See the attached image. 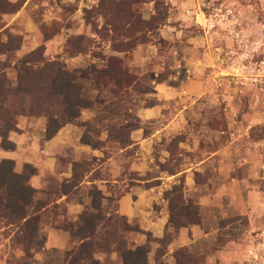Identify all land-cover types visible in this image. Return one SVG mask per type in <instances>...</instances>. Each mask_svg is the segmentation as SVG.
<instances>
[{
    "label": "crops",
    "instance_id": "crops-1",
    "mask_svg": "<svg viewBox=\"0 0 264 264\" xmlns=\"http://www.w3.org/2000/svg\"><path fill=\"white\" fill-rule=\"evenodd\" d=\"M37 1L40 3L45 0ZM179 1L172 0L174 4ZM192 4L193 0H183L182 7L185 11L176 15L169 13L165 23L151 36L150 42L137 44L130 54L131 73L141 77L149 71L144 85L149 86L150 91L137 98L138 105L134 108V116L139 126L129 132L128 144L105 141L106 144L102 148L92 149L79 141L82 129L73 124L64 125L50 139L42 140L44 120L41 117H20L16 119L15 130L7 134L12 148L4 150L0 147V160L12 161L13 171L16 173L21 172L24 164L31 165L35 172L29 177L28 184L36 191L35 199L41 200L49 193L51 183L59 187L62 182L69 181L74 163H84L89 159L98 161V166L107 167L109 180H86L92 171L90 170L68 194L60 192L54 201L52 194L49 204L39 212L40 215L46 209L60 205L67 221L76 223L86 203L78 192L74 191L81 190L83 185H96L103 197V205H107L106 197L109 192L105 184L110 182L115 189L120 190L113 208L114 213L124 217L129 224L135 223L141 231L155 238L162 236L167 221L166 203L160 196L163 190L161 188L166 190L181 177L183 195L186 196L188 192L195 197V203L200 209V221L198 224L180 228L166 246V252L160 260L163 264H186L182 255L175 254L184 251L188 257L197 259V264H238L245 258V248L249 247L245 241H254L253 239L260 237L264 240V189L259 188L258 184V181L263 179L260 174V168L263 167L259 165L262 158L261 149H251V146H260V142L245 146V138L242 135L244 124L240 122L236 130L229 131L227 139L217 147L209 151L203 150L200 157H195L188 163H181L182 167L179 166L173 174L163 173L159 186L153 183L156 178L148 176V165L153 162L152 153L155 147H161V163L170 158L165 146L171 137L183 136L185 142H178V147L193 151L202 143L196 141L194 132L195 135L201 131L208 133L209 145H212V134L215 136L214 141L218 134L217 130L202 125L201 118L206 112L202 111L200 105L205 99L213 102L214 98L208 90L211 76L206 74H210L215 63L212 49L221 44L216 31L212 30V25H206L210 22V17L202 14L200 19L201 12L188 10L194 7ZM47 5L48 10L44 12L42 22L36 24L31 33L35 44L26 47L23 42L17 50V57L41 43L44 46L48 44L56 52L65 40L63 37L70 34V31L60 30L61 32L45 39L44 34L39 32L42 26H50L55 19L54 7ZM149 6L150 3L145 4V10ZM24 8L25 4L17 14L3 16L5 27L16 24ZM150 15L151 11L142 12V18L145 20ZM77 34L79 33H73ZM25 36L24 34L23 38ZM222 91V100L230 103L232 107L235 106L233 87ZM207 112L210 120L212 111L210 109ZM92 116L93 112L84 109L80 112L79 121H89ZM101 134L103 137L99 140L103 142L105 133ZM128 149L130 155H123ZM123 165H127V169ZM125 170L135 178H126ZM158 179L160 181V178ZM158 199L162 207L155 214L154 206H157ZM234 217H242L246 221L245 228L238 233L240 237L236 236L234 227L238 221L222 228L220 225V221ZM52 225H41L38 229L36 238L43 234L42 231L45 233L41 242L43 250L38 254L32 251L34 264H49V258L46 259L43 254L50 249L54 255H60L63 264L65 253L70 250L69 232ZM219 237L224 239L220 245L217 243ZM132 238H135L132 241L133 246L146 243L143 235ZM146 244L149 248L147 261L152 264L156 244ZM93 257L98 262L101 260L99 254H93ZM113 260L115 264H121L117 252H113Z\"/></svg>",
    "mask_w": 264,
    "mask_h": 264
},
{
    "label": "trees",
    "instance_id": "trees-1",
    "mask_svg": "<svg viewBox=\"0 0 264 264\" xmlns=\"http://www.w3.org/2000/svg\"><path fill=\"white\" fill-rule=\"evenodd\" d=\"M22 1L11 3L9 0H0V17L14 15ZM148 3L152 4V12L144 20L141 18V8ZM167 15L161 0H97L95 6L83 10V17L86 23H91L97 37L109 43L110 54L92 53L93 58L100 60V64L88 62L82 67L67 69L57 59H44L41 43L13 64L16 74L14 87L9 86L6 80L5 69L8 68V59L20 46V38L2 30L6 40L0 41V147L4 150L12 148L7 134L15 130L16 117L21 115L43 117L45 124L42 140L50 139L64 125L73 124L82 129L79 141L92 149L102 148L105 141L128 144L129 132L139 124L134 114L127 113L129 109L125 104L130 99L133 108L138 105L136 98L147 92L144 80L149 71L137 77L130 72L125 61L130 60V54L137 44L150 42L158 27L165 23ZM95 17L102 20L99 28L93 22ZM2 26L0 24V28ZM39 32L44 34L45 39L52 36L44 28H40ZM90 47L89 39L77 35L67 38L64 50L72 57L87 52L91 54ZM87 82L95 91L93 97L87 94ZM94 107L101 109L92 111L93 116L89 121H79L82 110ZM94 120L99 125H93ZM210 120L207 126L216 130L217 124ZM99 132L105 133L103 142L98 140ZM95 135H98L97 139H93ZM180 136L173 137L165 146L170 155L160 165L165 174H173L181 164L180 155L176 156L178 150L175 151ZM77 167H80V163L72 165L71 178L59 185L60 191L54 193L53 201L60 192L67 194L80 182L81 173L75 172ZM34 172L31 165L24 164L21 172L16 173L12 161L0 160V228H7L9 240L23 252L25 264H31L29 261L38 232L39 212L50 202L48 197L44 200L35 199L36 191L28 184ZM50 195L49 192L47 196ZM86 197L91 211H83L75 231L69 233L71 237H76L78 245L65 253L63 264H98L92 250L96 235L106 240V246L121 241V249L117 250L121 264H148L147 242L156 244L152 264H163L160 257L165 254L166 246L177 231L200 221L199 207L192 198L183 195L181 177L162 194L166 203L167 221L160 238L152 237L135 225H130L124 217L115 213L102 216L100 201L103 197L95 186L87 188ZM235 221L245 223L244 218L234 217L220 221L221 228ZM128 234H142L146 243L133 246L132 241H126ZM223 240L219 237L217 243L220 245ZM175 254L182 255L186 264L198 263L197 259L188 257L184 251Z\"/></svg>",
    "mask_w": 264,
    "mask_h": 264
},
{
    "label": "rangeland",
    "instance_id": "rangeland-1",
    "mask_svg": "<svg viewBox=\"0 0 264 264\" xmlns=\"http://www.w3.org/2000/svg\"><path fill=\"white\" fill-rule=\"evenodd\" d=\"M18 0H15L16 2ZM163 5L166 7L167 13L178 14L181 11H185L182 7L183 0H180L176 4L172 2V0H161ZM11 2V1H10ZM37 0H23L22 4L17 12H20V9L25 4V8L22 10L21 15L19 17V21L16 24H10L5 27L4 17H0V24L3 26L0 28V41L4 42L6 40L5 35L2 33V30H7L11 35L17 36L20 38V46L24 42V46L30 47L35 44L33 42L34 38L31 33L34 31V27L39 22H42L44 12L48 10V5L50 4L55 9V19L52 21L50 26H42L47 33L53 35L57 34L61 31H70V34H67L63 37L62 45L58 48L56 52L52 50L48 44H41L42 48V56L46 60H59L61 61L67 69H72L75 67H82L87 65L88 62H95L100 64V60L97 58H93L92 53H101L103 55L110 54L109 52V43L107 41L100 40L97 35L93 32L91 23H86L83 17V10H88L91 7L96 5L97 0H45L41 1ZM13 3V2H11ZM192 5L194 7L189 8L188 10L198 11L205 15L206 17H210V22L206 24L207 26L212 25V30L216 31V36L221 45L217 46V48L212 49L213 53V62L214 67L210 74V86L208 90L211 93V96L214 98L213 102L210 103L209 100H202L200 108L202 111L206 112V115H202L201 123L202 125L209 124V116L208 110L211 109L212 114L211 119L212 123L217 124V137L216 141H214V134H212V145L208 144V133H198L193 136H196V141L202 142L198 144V148L196 150L190 151L186 150V148H179L177 144V155H180L179 159L182 161L180 163H188L193 160L195 157H200L203 150H212L217 147V145L223 143L227 139V134L230 131L236 130L238 126H240V122L245 127L243 130V137L245 138V146L249 147V145L253 142H260V146L258 145V149L254 146H251L252 150L260 151L261 159L260 164L263 168H260V174L262 176V180L258 181L259 188L264 189V0H193ZM47 8V9H46ZM149 9V10H148ZM143 11H151L152 12V4L147 7L145 10V5L141 8V18ZM17 12L15 14H17ZM47 15L49 13H46ZM46 16V15H45ZM47 19V18H46ZM143 19V18H142ZM6 20V19H5ZM145 20V19H144ZM93 22L96 24V27L99 28L102 22L100 17H95ZM177 22H181L177 20ZM183 22V21H182ZM26 23V24H25ZM202 23V21H201ZM205 23V21H204ZM203 23V24H204ZM40 27V26H39ZM25 29V30H24ZM60 31V32H61ZM20 32V33H19ZM78 32L79 36H83L86 39L91 41V49L90 53L74 55L72 57L68 56L65 52V43L69 36H77L73 35V33ZM26 35L23 38V35ZM50 37V36H49ZM64 43V44H63ZM19 46V47H20ZM36 46V45H35ZM33 46L32 50L36 49ZM35 47V48H34ZM34 48V49H33ZM19 49V48H18ZM17 49V50H18ZM31 50V51H32ZM30 52V50H29ZM27 52V53H29ZM17 51L14 52V55L8 59V68L5 69V78L9 83V86H15V70L13 69V64L19 58L16 56ZM27 54L26 52H24ZM23 54V55H25ZM21 55V56H23ZM20 56V57H21ZM16 57V58H15ZM74 60H70V59ZM127 67H129V60L125 61ZM87 88V94L89 97H93L95 91L90 87V83L87 82L85 84ZM233 87V92L235 97H233L235 101V106H231L230 103H227L225 100H222V90L225 88ZM146 91H150V87H146ZM222 91V92H221ZM130 98V97H129ZM137 99V98H136ZM135 99V100H136ZM212 100V99H211ZM133 103L128 100V103L125 104L129 109L128 114H134ZM101 107H94L89 109L91 112L100 110ZM216 111V112H215ZM231 115H234L231 119ZM246 115V117H245ZM26 117V116H18ZM31 118L32 117H26ZM40 118V117H37ZM43 119V117H41ZM121 120V117H119ZM36 119V118H34ZM133 119V116L131 118ZM245 119V120H244ZM44 120V119H43ZM233 120V121H232ZM244 123H243V121ZM113 121L117 122V120ZM45 122V121H44ZM211 123V124H212ZM98 124L97 120L93 121V125ZM199 121L197 122V126ZM99 125V124H98ZM96 126V125H95ZM197 130V127H196ZM195 130V131H196ZM99 135V136H98ZM98 140L103 137L101 132L98 134ZM201 135V136H200ZM95 135L93 139H97ZM177 136V135H176ZM174 136V137H176ZM200 136V137H199ZM180 142H185L184 137L180 136ZM105 139V138H104ZM171 137L167 143H170L172 140ZM186 139V138H185ZM100 141V140H99ZM104 141V140H103ZM107 142V141H106ZM206 143V144H205ZM106 144V143H104ZM108 144V143H107ZM206 145V146H205ZM104 146V145H103ZM205 147V148H204ZM191 148V147H190ZM161 147H155L152 153L153 162L148 165L149 172L148 176H152L154 179V184L159 186L162 182V177L164 171L160 162L161 155ZM123 155L129 156L130 149L126 150ZM178 157V156H177ZM99 162H95L94 159H89L87 162L80 163V167L75 169V172L78 174L81 173V180L84 178L88 172L91 173L87 176L86 180L94 181L98 179L109 180L107 167L101 165L98 166ZM124 166V165H123ZM127 169V165L124 166ZM182 167V166H180ZM126 178H135L134 175L130 174L125 170ZM123 178V176H121ZM138 178V177H137ZM160 178V181L159 179ZM96 185H83L81 190H76L77 194L80 195V198L83 199V202L86 203L83 211L90 212L91 209L89 207V199L86 197V191L88 187ZM106 190L109 192V196L106 197V204L103 205V201H100V212L101 215L105 217V215H114V207L116 204V199L119 196L120 190L115 189L110 182L105 184ZM161 187V185H160ZM162 192H160V196L162 198V194L164 192V188L162 187ZM168 189V188H166ZM56 191H60L59 187H56L51 183L49 188L50 194H54ZM68 194V193H67ZM45 196L42 199H46ZM186 197H190L195 201V197L186 193ZM159 201V202H158ZM157 206H154L155 214L162 207V203L158 199ZM165 202V200H163ZM82 211V212H83ZM51 212V213H50ZM116 214V213H115ZM63 207L59 205L56 207H52L51 209H46L45 212H41L38 215V229L41 225H51L55 227H60L62 230H67L69 233L75 231L76 223L69 222L63 216ZM246 222V221H245ZM130 225H137L135 223H130ZM246 223L244 222H236L235 234L240 237V234L245 228ZM233 227V226H232ZM54 228V227H53ZM233 229V228H232ZM41 233L35 240L36 243L32 246V251H36L38 254L41 250H43L42 239L44 238V231ZM7 228H0V264H25V258L23 252L20 248H17L14 243H11L9 240V236ZM136 235L142 234H128L126 235V241H133ZM70 236V235H69ZM144 236V235H143ZM71 237V236H70ZM145 239V237H144ZM250 242L245 241V244H248L249 247L245 248V258L242 259L239 263L242 264H264V240L262 237L255 238ZM105 239L98 235L95 236L94 243L95 245L92 247L93 254L100 255V261L98 264H115V260H113V252H117V250L121 249L120 244L121 241L116 243H111L109 246H106ZM78 245V240L76 237H71L70 247L69 249L73 250ZM45 247V246H44ZM54 252L46 251L45 258H49V264H61V257L59 254L54 255ZM101 254H104L102 256ZM118 254V253H117ZM33 257V255H32ZM32 257L29 263H33ZM238 263V264H239ZM28 264V263H26Z\"/></svg>",
    "mask_w": 264,
    "mask_h": 264
},
{
    "label": "built area",
    "instance_id": "built-area-1",
    "mask_svg": "<svg viewBox=\"0 0 264 264\" xmlns=\"http://www.w3.org/2000/svg\"><path fill=\"white\" fill-rule=\"evenodd\" d=\"M232 117H234V115H231V119H232ZM233 121V120H232Z\"/></svg>",
    "mask_w": 264,
    "mask_h": 264
}]
</instances>
